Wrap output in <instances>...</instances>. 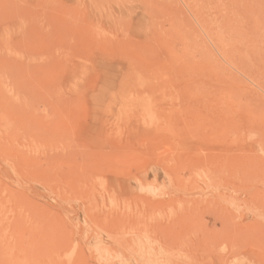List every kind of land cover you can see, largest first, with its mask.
I'll use <instances>...</instances> for the list:
<instances>
[{"label": "rangeland", "instance_id": "374dc122", "mask_svg": "<svg viewBox=\"0 0 264 264\" xmlns=\"http://www.w3.org/2000/svg\"><path fill=\"white\" fill-rule=\"evenodd\" d=\"M137 1L0 0V264H264V0Z\"/></svg>", "mask_w": 264, "mask_h": 264}, {"label": "bare ground", "instance_id": "6f19581e", "mask_svg": "<svg viewBox=\"0 0 264 264\" xmlns=\"http://www.w3.org/2000/svg\"><path fill=\"white\" fill-rule=\"evenodd\" d=\"M149 1V0H148ZM150 1H152V0H150ZM138 3H140L139 2V0L137 1ZM142 2V1H141ZM137 4V3H136ZM160 4V3H159ZM141 5V4H140ZM150 5V4H149ZM153 5V4H152ZM154 5H156V4H154ZM137 7V6H136ZM152 7V6H151ZM161 7V6H160ZM164 7H165V9H166V6L164 5ZM118 9V8H117ZM145 12H146V10H145ZM149 11H147V15L149 14L148 13ZM150 12H151V10H150ZM142 13V12H141ZM144 14V13H143ZM225 20H226V18H225ZM228 20V19H227ZM206 22V21H205ZM208 22V21H207ZM228 22H229V20H228ZM97 23V22H96ZM98 23H100V22H98ZM223 24L227 27V21H224L223 22ZM228 24H230V23H228ZM218 26V25H217ZM98 27V26H97ZM212 32L213 33H216L215 35H216V42H215V44L220 48V47H224L225 49L227 48V46H228V48L227 49H229V46L231 45L232 47H233V45H232V43L230 44V39H227V37L228 36H224L225 34H226V32L225 31H223V29H221V28H216V27H214V28H212ZM225 33V34H224ZM223 50V51H227L228 52V50ZM232 48H230V50H231ZM221 50V49H220ZM232 51H233V49H232ZM231 52V51H230ZM225 54V53H224ZM229 54V52L227 53V55ZM231 54V53H230ZM234 54H237V53H234ZM146 56V55H145ZM229 57L231 58L232 56L231 55H229ZM126 58H128V57H126ZM233 58V57H232ZM129 59V61H130V59L131 58H128ZM127 60V59H126ZM132 60V59H131ZM128 61V62H129ZM132 62V61H131Z\"/></svg>", "mask_w": 264, "mask_h": 264}]
</instances>
